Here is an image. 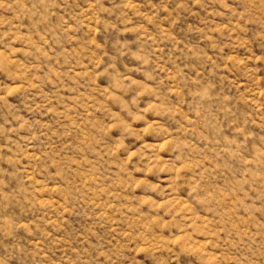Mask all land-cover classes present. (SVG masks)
Masks as SVG:
<instances>
[{
  "label": "rangeland",
  "instance_id": "obj_1",
  "mask_svg": "<svg viewBox=\"0 0 264 264\" xmlns=\"http://www.w3.org/2000/svg\"><path fill=\"white\" fill-rule=\"evenodd\" d=\"M0 264H264V0H0Z\"/></svg>",
  "mask_w": 264,
  "mask_h": 264
}]
</instances>
